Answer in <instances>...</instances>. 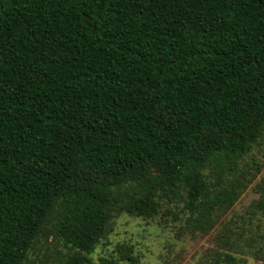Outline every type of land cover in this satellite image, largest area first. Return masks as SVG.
I'll use <instances>...</instances> for the list:
<instances>
[{
    "label": "trees",
    "instance_id": "trees-1",
    "mask_svg": "<svg viewBox=\"0 0 264 264\" xmlns=\"http://www.w3.org/2000/svg\"><path fill=\"white\" fill-rule=\"evenodd\" d=\"M263 135L264 0H0V264L47 222L59 264H135L89 258L112 213L229 208L204 170Z\"/></svg>",
    "mask_w": 264,
    "mask_h": 264
},
{
    "label": "rangeland",
    "instance_id": "rangeland-1",
    "mask_svg": "<svg viewBox=\"0 0 264 264\" xmlns=\"http://www.w3.org/2000/svg\"><path fill=\"white\" fill-rule=\"evenodd\" d=\"M217 171L213 162L204 170L209 197L233 190L229 208L199 219L196 212H183L180 202L158 199L159 210L149 219L115 211L112 231L89 258H109L125 245L132 248L135 264H264V135L243 158L223 167V182L216 180ZM69 252L47 222L24 264H59Z\"/></svg>",
    "mask_w": 264,
    "mask_h": 264
}]
</instances>
